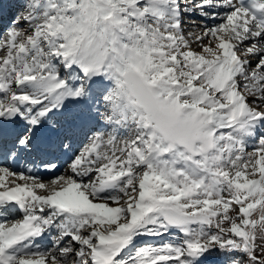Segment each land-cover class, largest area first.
Masks as SVG:
<instances>
[{
    "label": "snow or ice",
    "instance_id": "6c2138e0",
    "mask_svg": "<svg viewBox=\"0 0 264 264\" xmlns=\"http://www.w3.org/2000/svg\"><path fill=\"white\" fill-rule=\"evenodd\" d=\"M0 264H264V0H0Z\"/></svg>",
    "mask_w": 264,
    "mask_h": 264
}]
</instances>
